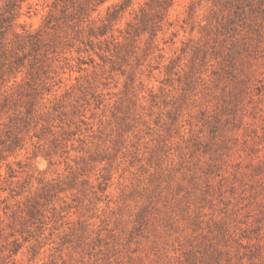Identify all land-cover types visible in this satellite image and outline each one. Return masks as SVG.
<instances>
[{
    "label": "clouds",
    "instance_id": "9594fccd",
    "mask_svg": "<svg viewBox=\"0 0 264 264\" xmlns=\"http://www.w3.org/2000/svg\"><path fill=\"white\" fill-rule=\"evenodd\" d=\"M0 264H264V0H0Z\"/></svg>",
    "mask_w": 264,
    "mask_h": 264
}]
</instances>
